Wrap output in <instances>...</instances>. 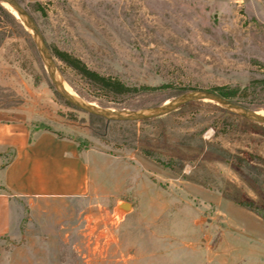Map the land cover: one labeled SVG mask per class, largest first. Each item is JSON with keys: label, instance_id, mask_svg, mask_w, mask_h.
<instances>
[{"label": "rangeland", "instance_id": "rangeland-1", "mask_svg": "<svg viewBox=\"0 0 264 264\" xmlns=\"http://www.w3.org/2000/svg\"><path fill=\"white\" fill-rule=\"evenodd\" d=\"M18 1L49 47L107 76L161 86L108 93L53 54L64 81L98 107L151 110L264 78V0ZM6 3L0 105L36 100L43 127L99 156L93 193L26 211L10 264H264V122L208 99L136 121L81 110L57 92L33 33ZM248 107L264 115V97ZM127 201L132 208L119 210Z\"/></svg>", "mask_w": 264, "mask_h": 264}, {"label": "crops", "instance_id": "crops-1", "mask_svg": "<svg viewBox=\"0 0 264 264\" xmlns=\"http://www.w3.org/2000/svg\"><path fill=\"white\" fill-rule=\"evenodd\" d=\"M36 100L0 105V264H10L9 240L42 203L93 193L91 154L43 127ZM24 245V244H23Z\"/></svg>", "mask_w": 264, "mask_h": 264}, {"label": "water", "instance_id": "water-1", "mask_svg": "<svg viewBox=\"0 0 264 264\" xmlns=\"http://www.w3.org/2000/svg\"><path fill=\"white\" fill-rule=\"evenodd\" d=\"M1 1L7 2L11 6H13L19 13V16L22 18L24 24L33 33L40 54L46 64L50 80L54 85V87L56 88L57 92L62 97H64L68 102H70L73 106H76L81 110H84L90 114L104 117L109 121L110 120L136 121V120L148 119V118L164 115L166 113H169L177 109L181 105L193 100L208 99L210 101H215L216 103L221 104L226 108L232 110L233 112H236L244 117H247L252 120L264 122V115L260 114L259 111L251 107H248L242 104L241 102L226 98L218 94L217 92L210 90L191 91L189 93L184 94L183 96H181L179 99L175 100L172 103L164 104L151 110H139V111L112 110L103 107H98L89 102H85L84 100L71 94L67 90L64 79L56 69V64L52 50L47 44L43 32L40 30L38 24L36 23L32 15L29 13V11L18 0H1ZM131 208H132V204L131 202L128 201L123 202L120 206H118L119 210L131 209Z\"/></svg>", "mask_w": 264, "mask_h": 264}, {"label": "trees", "instance_id": "trees-1", "mask_svg": "<svg viewBox=\"0 0 264 264\" xmlns=\"http://www.w3.org/2000/svg\"><path fill=\"white\" fill-rule=\"evenodd\" d=\"M50 48L55 57L63 61L66 65L79 72L90 83L100 89L112 93L119 94H137L145 91H152L161 86H152L148 84H132L118 77L107 76L96 69L90 68L81 58L74 56L65 49H61L56 44H50ZM168 85V84H167ZM169 86V85H168ZM188 90L187 88H181ZM211 91L241 102L247 106H259L260 100L264 97V78H253L248 83L217 86ZM252 205V204H248ZM256 209H258L256 207Z\"/></svg>", "mask_w": 264, "mask_h": 264}, {"label": "bare ground", "instance_id": "bare-ground-1", "mask_svg": "<svg viewBox=\"0 0 264 264\" xmlns=\"http://www.w3.org/2000/svg\"><path fill=\"white\" fill-rule=\"evenodd\" d=\"M5 3H6V2H5ZM6 4H7V3H6ZM9 7H10V5H9ZM11 7H12V6H11ZM13 12H14L16 15H19V13L17 12V10L13 9ZM65 86H66L67 90H68L71 94L77 96V94L73 91V89L71 88V86L68 85L66 82H65ZM77 97H79V96H77ZM79 98H80V97H79Z\"/></svg>", "mask_w": 264, "mask_h": 264}]
</instances>
